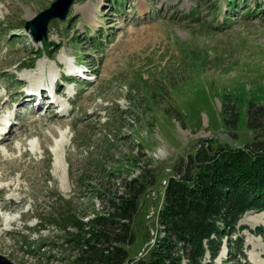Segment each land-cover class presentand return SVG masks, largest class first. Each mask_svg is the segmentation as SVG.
I'll use <instances>...</instances> for the list:
<instances>
[{
  "label": "rangeland",
  "instance_id": "rangeland-1",
  "mask_svg": "<svg viewBox=\"0 0 264 264\" xmlns=\"http://www.w3.org/2000/svg\"><path fill=\"white\" fill-rule=\"evenodd\" d=\"M53 1L0 0V133L9 126L0 139V255L11 264H65L50 214L64 200L89 217L103 209L89 179L101 162L117 186L142 172L155 182L127 245L138 258L155 240L175 166L201 140L255 139L247 109L264 103V0H125L122 8L119 0H74L37 41L26 23ZM81 69L93 79L68 76ZM54 81L58 107L43 91L41 101L29 99ZM262 226L264 211L246 212L214 264H264Z\"/></svg>",
  "mask_w": 264,
  "mask_h": 264
},
{
  "label": "trees",
  "instance_id": "trees-1",
  "mask_svg": "<svg viewBox=\"0 0 264 264\" xmlns=\"http://www.w3.org/2000/svg\"><path fill=\"white\" fill-rule=\"evenodd\" d=\"M124 1L119 0V7ZM231 1L236 7L250 0ZM249 9L251 6L244 10ZM104 37L94 38V45L101 46ZM247 121L255 132L252 143L215 145L201 140L196 152L188 153L167 175L162 204L156 212L155 240L138 258L131 257L127 245L136 241L134 221L141 197L155 182L142 172L117 186L114 172L101 162L95 163L99 175L89 178L97 181L91 191L102 200L103 209L89 217L72 200H64L61 208L50 214L52 223L62 231L58 236L64 253L61 262L214 264L223 239L232 240L242 216L251 210L264 211V103L249 102ZM259 233L264 235L263 226ZM234 243V252L243 254L242 239Z\"/></svg>",
  "mask_w": 264,
  "mask_h": 264
},
{
  "label": "water",
  "instance_id": "water-1",
  "mask_svg": "<svg viewBox=\"0 0 264 264\" xmlns=\"http://www.w3.org/2000/svg\"><path fill=\"white\" fill-rule=\"evenodd\" d=\"M74 0H54L50 6L40 11L34 18L28 20L26 28H31L35 40L40 41L47 37L48 24L51 19H65ZM11 260L0 255V264H11Z\"/></svg>",
  "mask_w": 264,
  "mask_h": 264
},
{
  "label": "bare ground",
  "instance_id": "bare-ground-1",
  "mask_svg": "<svg viewBox=\"0 0 264 264\" xmlns=\"http://www.w3.org/2000/svg\"><path fill=\"white\" fill-rule=\"evenodd\" d=\"M28 96H29V99H30V98H33L34 101L39 102V101H41V99H42V91L39 92V93H35V92L31 91V92L29 93ZM34 96H35V98H34ZM27 99H28V98H27ZM30 100H31V99H30ZM34 104H35V103H34ZM38 104H39V103H38ZM7 124H8V123H7ZM2 130H6L5 127H3ZM2 130H1V133H2Z\"/></svg>",
  "mask_w": 264,
  "mask_h": 264
}]
</instances>
